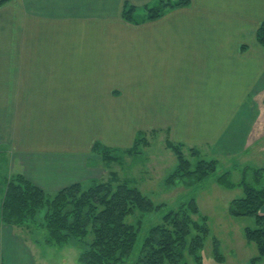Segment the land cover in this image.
<instances>
[{"label":"crops","instance_id":"crops-1","mask_svg":"<svg viewBox=\"0 0 264 264\" xmlns=\"http://www.w3.org/2000/svg\"><path fill=\"white\" fill-rule=\"evenodd\" d=\"M153 1L0 0V166L54 192L92 178L97 142L129 147L157 129L264 162V0L125 18ZM13 226L3 233L21 242Z\"/></svg>","mask_w":264,"mask_h":264},{"label":"trees","instance_id":"trees-1","mask_svg":"<svg viewBox=\"0 0 264 264\" xmlns=\"http://www.w3.org/2000/svg\"><path fill=\"white\" fill-rule=\"evenodd\" d=\"M189 2L154 0L143 9L126 4L124 16L131 22L140 23L147 19H158L167 11L187 6ZM141 10H145V13H140ZM257 38L264 45V21L257 31ZM140 140L138 137L136 143ZM174 145L177 146L179 162L168 178L169 184L173 179L188 186L201 184L215 174V162L201 159L193 166V162L184 157L179 149L185 145ZM99 146L107 149L100 142L94 148ZM217 180L226 188L237 185L228 174L218 176ZM238 184L243 188L244 195L231 202L230 214L255 219V225L246 227L245 233L249 242L257 243L259 250L249 264H259L264 260V213L261 212L264 205V165L245 168ZM164 208V203L156 204L130 180H93L89 186L75 182L50 192L20 173L14 174L8 181L1 201L0 219L4 223L23 227L27 220H37L43 215L49 241L53 244L78 243L81 264H187V254L195 257L196 264H203L199 253L210 235L209 217L202 215L194 197L178 208L164 211L162 220L149 228L141 248L137 247L143 222L141 219L133 222L130 218L137 212ZM194 214L200 215L201 223L193 219ZM214 251L219 261L224 260V255L218 254V244H215Z\"/></svg>","mask_w":264,"mask_h":264},{"label":"rangeland","instance_id":"rangeland-1","mask_svg":"<svg viewBox=\"0 0 264 264\" xmlns=\"http://www.w3.org/2000/svg\"><path fill=\"white\" fill-rule=\"evenodd\" d=\"M8 136L9 134L6 135ZM171 136L170 132L157 129L152 132L151 130L140 132L134 144L129 147L106 146L100 142L107 149L99 146L97 149L93 148V152L88 155V161L94 173L90 180L84 182L85 186H89L93 180H130L132 185L138 186L156 204H165L163 210L137 212L130 218L133 222H138L139 219L143 222L138 248H141L149 228L162 220L164 211L169 208H178L180 204L194 197L202 215L209 217L210 235L199 253L203 264H249L251 259L258 255L259 250L256 242L248 241L245 229L248 226H254L255 219L252 216L231 215L230 205L235 198L244 195V190L238 186V183L244 176L245 168L252 167L247 165L262 166L264 162L255 164L249 162L251 160L244 159V156H226L217 144L185 143L184 147H178L182 150L184 157L193 162V166L201 159L215 162V174L210 175L201 184L188 186L184 182H175L174 179L171 181L172 184H169L168 178L179 162L176 145H174L179 143L173 141ZM138 137L141 140L137 144ZM2 148H4L3 144L0 145V150ZM4 155L1 153L0 156ZM5 160L7 164L4 165L2 162L3 165L0 166V212L3 193L8 188L9 179L14 174L21 173L17 170L12 171L7 157ZM222 174H228L232 182L237 184L236 187L226 188L219 184L217 177ZM192 217L201 223L199 214H194ZM36 219L27 220L23 227L17 225L12 227L13 233H20L21 242L13 240L10 235H4L0 219L2 264H81L79 262L81 249L78 243L70 241L64 244H53L49 241L48 232L44 228L43 215ZM13 233L11 234L18 238V235ZM196 233L197 231L194 230V234ZM215 244L219 245L218 254L224 255L222 261L215 257ZM186 259L187 264H196L193 255L187 254ZM259 264H264V260Z\"/></svg>","mask_w":264,"mask_h":264}]
</instances>
